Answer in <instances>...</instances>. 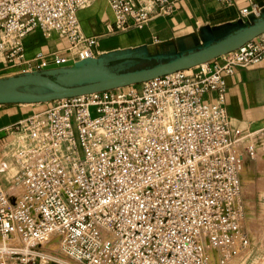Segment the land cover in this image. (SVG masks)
I'll use <instances>...</instances> for the list:
<instances>
[{
	"label": "built area",
	"instance_id": "1",
	"mask_svg": "<svg viewBox=\"0 0 264 264\" xmlns=\"http://www.w3.org/2000/svg\"><path fill=\"white\" fill-rule=\"evenodd\" d=\"M92 1L0 0V70L51 63L42 51L26 57L24 37L35 30L92 56L97 36L78 18ZM178 1L107 0L112 28H142ZM262 11L252 2L240 14ZM219 57L54 99L16 122L20 171L13 193L0 180V264H66L45 249L52 243L78 264H224L247 250L241 173L256 148H239L245 133L230 123L225 74L264 59V32Z\"/></svg>",
	"mask_w": 264,
	"mask_h": 264
},
{
	"label": "crops",
	"instance_id": "2",
	"mask_svg": "<svg viewBox=\"0 0 264 264\" xmlns=\"http://www.w3.org/2000/svg\"><path fill=\"white\" fill-rule=\"evenodd\" d=\"M252 2L264 11V0H179L171 14L155 16L142 28L113 30L115 15L107 0H93L78 10V18L85 34L97 36L96 44L91 46L92 56L102 58L111 67H134L144 61L195 49L234 31L246 21L240 9ZM24 44L28 58L42 51L49 55L50 62L53 59L50 54L54 52L81 59L79 50L82 46L69 54L65 50L67 40L57 34L45 38L40 30H35L24 37ZM217 60L221 58L217 57ZM22 72L20 68L2 69L0 77ZM225 83L230 123L245 133L239 148L243 152L248 144L256 148L254 157L246 156L241 173L245 209L251 190L254 191V203L264 209V59L226 73ZM204 98L214 102L216 93L207 92ZM49 104L50 101L0 103V180L5 187H10L15 180L12 176L4 177L1 172L16 161L14 124L46 109Z\"/></svg>",
	"mask_w": 264,
	"mask_h": 264
},
{
	"label": "water",
	"instance_id": "3",
	"mask_svg": "<svg viewBox=\"0 0 264 264\" xmlns=\"http://www.w3.org/2000/svg\"><path fill=\"white\" fill-rule=\"evenodd\" d=\"M264 32V11L251 15L234 31L207 41L195 49L156 58L140 67H111L102 59L88 56L51 62L15 75L0 77V103H37L140 83L179 69L206 63L235 50Z\"/></svg>",
	"mask_w": 264,
	"mask_h": 264
},
{
	"label": "rangeland",
	"instance_id": "4",
	"mask_svg": "<svg viewBox=\"0 0 264 264\" xmlns=\"http://www.w3.org/2000/svg\"><path fill=\"white\" fill-rule=\"evenodd\" d=\"M154 62V60L144 61L140 64L135 65L134 67L136 68L144 65H149ZM19 171L20 165L16 161L1 170L4 177L9 178L12 176V179L15 178L16 174H18ZM248 196V207L247 210L245 209V211L246 226L250 235V246L247 250L243 251L241 254L237 255L236 257L224 264H264V209L258 208L256 202L254 203L253 190L248 192ZM1 243H3L2 238H0V244ZM45 249L50 250L54 257L59 260H62L66 264H78L72 258L65 255L59 248L58 244H54L53 246L48 244ZM52 264L60 263L58 261H53ZM210 264L220 263H218L216 259H213Z\"/></svg>",
	"mask_w": 264,
	"mask_h": 264
},
{
	"label": "bare ground",
	"instance_id": "5",
	"mask_svg": "<svg viewBox=\"0 0 264 264\" xmlns=\"http://www.w3.org/2000/svg\"><path fill=\"white\" fill-rule=\"evenodd\" d=\"M15 170V169H14ZM16 190V188L13 186V185H11L10 186V191L13 193L14 191ZM53 242V241H52ZM52 245H54V244H52ZM256 263V262H255Z\"/></svg>",
	"mask_w": 264,
	"mask_h": 264
}]
</instances>
